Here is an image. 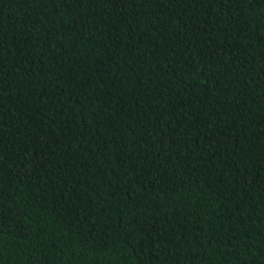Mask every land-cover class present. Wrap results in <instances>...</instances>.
I'll list each match as a JSON object with an SVG mask.
<instances>
[{"label": "trees", "instance_id": "obj_1", "mask_svg": "<svg viewBox=\"0 0 264 264\" xmlns=\"http://www.w3.org/2000/svg\"><path fill=\"white\" fill-rule=\"evenodd\" d=\"M0 264H264V0H0Z\"/></svg>", "mask_w": 264, "mask_h": 264}]
</instances>
